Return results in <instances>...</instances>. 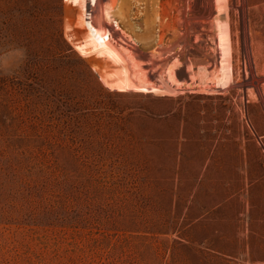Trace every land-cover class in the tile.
<instances>
[{"label": "rangeland", "instance_id": "1", "mask_svg": "<svg viewBox=\"0 0 264 264\" xmlns=\"http://www.w3.org/2000/svg\"><path fill=\"white\" fill-rule=\"evenodd\" d=\"M182 1L176 38L164 27L158 44L177 57L139 62L159 83L179 61L191 84L147 92L123 87L126 63L99 48L102 0H0V264H264V215L190 225L173 191L179 127L264 188V0H222L224 47L216 0ZM60 127L81 147L112 143L116 167L77 168L83 148L45 155L38 134Z\"/></svg>", "mask_w": 264, "mask_h": 264}, {"label": "bare ground", "instance_id": "2", "mask_svg": "<svg viewBox=\"0 0 264 264\" xmlns=\"http://www.w3.org/2000/svg\"><path fill=\"white\" fill-rule=\"evenodd\" d=\"M207 1L210 3V0ZM222 4V0H216L215 8L212 7L211 4L206 5L208 7L206 8V14L211 15L210 20L213 27L219 31L221 46L224 47L225 39H223V37H225L226 24L222 17ZM203 6L204 10L205 5ZM184 10L185 5L182 0H102L100 11L95 13L93 27L98 37L99 48L102 52L117 61L126 63L127 67L124 71L126 77L123 79V87L148 92L158 90L161 87H168L171 90L176 89V86H172L173 83L177 85L191 84L190 80L186 82L185 80L180 81L176 78L175 68L180 64L179 61L175 63L171 70L166 68L167 72L170 70L169 74L167 73L168 76L165 77L163 82L159 83L153 81L157 79V77L159 78V76H162L161 74L157 76L158 73L156 74L152 70L154 68H152L151 65L154 63L150 65L151 69L146 66L144 67L143 64L139 62V58L150 61L167 52L169 53V58L177 57V54L169 50L167 51L165 47H161L158 44H161L159 42L162 40L163 34L161 35V32L164 27L171 29V35L175 36L177 34V11L182 12ZM115 14L117 18H114ZM157 26H159L158 33L156 30ZM136 40L141 42L144 41L147 44L142 47L143 43L140 46ZM151 46L155 48H150ZM222 52L226 54L225 51ZM226 57L223 55V57H221L222 59H219L218 66L215 65V67L217 66L218 72L226 71L225 65L227 61L224 59ZM172 60L174 61V59ZM224 72H222V76ZM223 78L226 79L227 77H220L217 82L221 81V79L224 81L225 79ZM223 83H225V81ZM178 88L180 87L177 86V89Z\"/></svg>", "mask_w": 264, "mask_h": 264}, {"label": "crops", "instance_id": "3", "mask_svg": "<svg viewBox=\"0 0 264 264\" xmlns=\"http://www.w3.org/2000/svg\"><path fill=\"white\" fill-rule=\"evenodd\" d=\"M182 134L183 128L179 127L173 191L177 206L184 208L183 216L189 224L202 222L209 216L220 222L227 215H245L249 219L263 216L262 178V181L254 178L253 170L241 175L236 166L232 172L224 170L226 163L220 152H207L206 145L200 144L201 152L194 153L191 142L180 138Z\"/></svg>", "mask_w": 264, "mask_h": 264}, {"label": "trees", "instance_id": "4", "mask_svg": "<svg viewBox=\"0 0 264 264\" xmlns=\"http://www.w3.org/2000/svg\"><path fill=\"white\" fill-rule=\"evenodd\" d=\"M54 91V90H53ZM54 92H50L51 95H54ZM55 127V126H54ZM50 128H53L50 126ZM59 135H55V130H51V135H43L38 134L39 139L42 141L43 146L41 151L47 156H51L54 160L61 162L65 155L73 153V151H81L82 148L86 149L90 156L84 157V155L77 156L74 159V163L77 168H85L89 170H111L112 168L116 167L114 164L113 157L109 154L117 149L112 145V143H105V142H95L94 140L85 141V147H81L78 143L76 144L75 141H68L63 135L64 131L60 127L58 129ZM63 133V134H62ZM89 162V163H87ZM150 161L149 159H145L142 162L144 168L149 167ZM124 167V166H123ZM125 167H127L125 165Z\"/></svg>", "mask_w": 264, "mask_h": 264}, {"label": "clouds", "instance_id": "5", "mask_svg": "<svg viewBox=\"0 0 264 264\" xmlns=\"http://www.w3.org/2000/svg\"><path fill=\"white\" fill-rule=\"evenodd\" d=\"M23 55H24L23 50L18 49V50H16V51L13 53V58H14L15 61L18 62V61L22 60ZM5 63H7V61H5Z\"/></svg>", "mask_w": 264, "mask_h": 264}]
</instances>
